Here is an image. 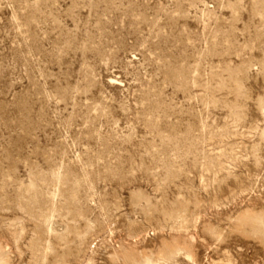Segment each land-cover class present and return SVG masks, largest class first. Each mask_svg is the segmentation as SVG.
<instances>
[{"label": "rangeland", "instance_id": "rangeland-1", "mask_svg": "<svg viewBox=\"0 0 264 264\" xmlns=\"http://www.w3.org/2000/svg\"><path fill=\"white\" fill-rule=\"evenodd\" d=\"M0 264H264V0H0Z\"/></svg>", "mask_w": 264, "mask_h": 264}]
</instances>
